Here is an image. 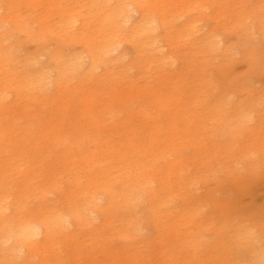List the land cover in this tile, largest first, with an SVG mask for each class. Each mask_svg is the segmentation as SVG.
<instances>
[{
    "label": "rangeland",
    "instance_id": "obj_1",
    "mask_svg": "<svg viewBox=\"0 0 264 264\" xmlns=\"http://www.w3.org/2000/svg\"><path fill=\"white\" fill-rule=\"evenodd\" d=\"M15 1L12 14L5 12L4 8L0 10V49L16 58V63L12 59L6 67L18 69L21 75L28 77H34L42 66L50 69L48 57L38 54L42 44L68 55L85 51L82 38L88 30L80 31V23L70 25L66 31L64 27L61 33H48L45 42L31 40L25 31L16 27V23L21 22L38 32L43 15L49 10L56 12L51 7L61 0ZM207 1L211 0H189L187 9L193 11L191 17L195 18L191 33L178 37L182 34L176 31V49L182 53L185 62L182 74H178L182 64L179 59L176 64L165 67L152 64L138 68L131 65V69L124 70L123 63L130 61L136 53V46L126 40L123 27L136 22L140 13L133 10L132 5L123 6L126 7L124 10L117 9L120 30L108 26L97 28V33L103 35L98 38L111 48L107 56L109 60H115L123 53L121 60L109 63L115 67V72L103 74L104 68L98 67L95 78L76 76L69 80V101L65 108L62 107L65 96L58 86L49 84L22 101L14 111L0 115L3 160L12 156L15 164L27 159L30 163L37 157L53 154L60 156L62 165L69 163L73 171L87 181V163L93 158H102L98 170L115 180H123V184L140 170L151 176L155 171L152 168L157 167L150 182L137 188L141 199L133 212L129 209L123 212V221H131L142 239L155 240L157 236L148 198L158 193L166 203L162 207V229L171 228L167 239L175 240L173 248L176 252L182 248L177 232L186 231L213 241L220 232L243 235L238 232L240 230L253 235L254 243L264 244V0H215V5H206ZM83 2L88 3V0ZM113 2L101 0L99 5L108 8ZM161 4L170 7L179 23L187 20L190 14L181 13L182 9L177 6L182 0H161ZM0 5L6 7L5 0H0ZM87 5L92 18L97 16L96 20H99L101 16L97 7ZM83 13L88 12L83 10ZM180 13L183 16H179ZM53 17L51 23L59 27L61 16L55 14ZM163 34L165 31L157 28L142 40L156 37L165 44ZM206 42L212 43L213 50L205 46ZM165 48H168L167 43ZM202 69L207 82L203 91L199 94L190 83L187 85L189 95L184 109L187 115L191 114L190 122L195 123L190 134L184 135L179 129L169 134L164 132L162 135L167 139L156 145L159 148L147 146L145 151H137L132 141L144 140L143 129L151 123L140 108L148 106L149 113L168 126L177 123L179 117L173 113L177 112L179 104L174 101L161 108L149 95L113 101V92L134 80L139 87L160 85L167 96L174 94L176 98L182 80L190 81ZM79 72L85 73L86 67ZM161 80L164 81L161 83ZM91 90L96 102L83 117L81 97ZM198 112L201 119L196 118ZM169 113L174 117L170 118ZM91 118H97L99 125L93 126ZM55 122L59 123L60 130L52 128ZM13 135L16 137L14 141L11 140ZM59 138L64 140L59 141ZM161 149H166V153L160 152ZM24 150L27 153H23ZM179 156L186 157L185 163L170 170L167 163ZM17 174L15 172L12 176ZM113 220L111 227L102 226L99 217L92 230L75 234L58 232L46 250L41 247L20 253L16 249L12 256L7 250L11 248V242H1L0 264H72L74 260L80 264H131L126 256L130 250L118 234L122 216L117 215ZM237 247L235 242L230 243L229 263L251 264L253 250ZM78 249L82 252L77 260ZM136 249L140 252L146 246L140 242ZM150 252L155 254L157 248L152 247ZM190 253L192 249L181 251L180 264H214L210 253L196 257ZM153 256H147L146 261L150 264L158 262L159 259H152Z\"/></svg>",
    "mask_w": 264,
    "mask_h": 264
},
{
    "label": "bare ground",
    "instance_id": "obj_2",
    "mask_svg": "<svg viewBox=\"0 0 264 264\" xmlns=\"http://www.w3.org/2000/svg\"><path fill=\"white\" fill-rule=\"evenodd\" d=\"M104 1L106 3V0ZM110 1L115 3L113 2L108 8H104L99 5L101 0H88L90 6L97 7V13L101 16L99 20H96L97 16L92 18L91 9L88 10L87 2H83V0H61L57 1V5L51 7L56 12L49 10L43 15L38 32L32 31L24 23H16V27L25 31L31 40L43 42H45V35L48 33H61L64 27L66 31L70 25L80 23V31L88 30V33L82 38L86 49L83 53L68 55L59 50H51L47 45L42 44L38 49V54L46 55L48 57L47 63H50L51 67L50 69H44V66H42L41 71L34 77L21 75L18 69L6 67L5 65H9L12 59L16 63V58L10 52L0 49V115H7L5 114L6 111H14L22 105V101L33 97L38 90H44L43 87L49 84L58 86V89L63 93L65 98L62 107L65 108L69 101L67 97L69 92L67 83L69 80L76 76L95 78L98 67L104 68L103 74L114 73L115 67H111L109 63L121 60L123 53L119 54L115 60H109L107 56L111 48L106 47L102 43V39L98 38L103 35L97 33V28L108 26L112 27V30H120L118 19H116V11L119 8L124 10L126 7L123 6L129 7L132 5V9L140 13V18L129 27L121 26L126 32V40L132 41L136 46V53L130 58L129 62L123 63V69L129 70L132 68L131 65L138 68L152 64L165 67L169 64H176L179 59L182 64L178 74L185 71L184 57L176 49L177 36L175 34L178 31L182 34L178 37H183L191 33L195 18L191 17L193 11L187 9L189 0H182V4L177 5L182 9L181 13H190L188 18L186 17L187 20L181 23L175 20L177 17H174L175 13L170 10L169 6L163 7L161 0ZM172 1L174 2V0ZM15 2V0H5L6 7L0 5V10L4 8L5 12L12 14ZM207 4L215 5L216 1H207ZM83 10L88 13L84 14ZM102 10H104V13L101 12ZM181 13L179 16H183ZM55 14L61 16L58 21L59 27L51 23ZM157 28L165 31L162 39L166 41L168 48H165L166 43H162L156 37H151L147 41L142 40L143 36L148 35V33V36H150ZM94 29H97V31H93ZM183 31H186V33ZM205 46L213 50L211 42H206ZM147 53L149 55L146 58ZM82 67H86L85 73L79 72ZM203 72V69L196 72L190 81H185L186 78L182 80V87L178 89L176 98L174 94L167 96L160 85L146 84L139 87L136 85L138 82L134 80L129 81L127 86L113 92V101L116 99L126 101L139 98L142 95H149L153 102L160 104L161 108H165L174 101L179 104L177 112L173 113L179 119L177 123L168 126L159 121L156 116H152L148 111V106L140 108V111L150 118L151 123L146 124L143 129L144 140L132 141L137 151L143 152L147 146L160 145L162 141L167 139L162 135L164 132L169 134L174 132L175 129H179L184 135L190 134V129L195 123L190 122L191 114L187 115V111L184 109L186 98L189 95L187 85L190 83L193 89L200 94L207 83L202 75ZM163 81L161 80V83ZM81 101L83 103L81 113L84 117L92 103L96 102L95 93L91 90V93L81 97ZM173 114L169 113L168 116L173 118ZM197 114L196 118L201 119V113L198 112ZM90 121L93 122V126L99 125L97 118H91ZM197 126L199 127L198 124ZM52 128L60 130L59 123L52 124ZM134 130L137 129L134 128ZM51 131L53 132V130ZM136 134L139 133L136 132ZM14 136L11 137L13 141L16 138ZM182 137V139H186L185 136ZM63 140L59 138V141ZM2 149L0 148V238L2 239L0 243L11 242V248L7 250L11 252L12 256L15 255L14 250L16 251V249L20 253L26 250L36 251L41 247L45 250L48 249V243L53 240L58 232L68 231L67 233L73 232L72 234H75V232L81 230H92L96 228V220L99 217L102 219V226L108 225L111 227L114 221L113 217L118 215L122 216V225L118 234L130 250V253H126V256L128 260H131V264H150L146 261V257L152 255H154L152 259H159L155 264H180L182 262L181 251L186 248L192 249L190 254H194V257L199 254L210 253L211 258H214V264H230L227 254L231 251V242H235V246H240V249L250 248L253 250L251 264H264V244L254 243L253 239L255 237L253 235L240 230L238 232L243 235L220 232L213 241L203 239L193 231L177 232V238L182 248L177 252L174 251L173 243L175 240L167 239L171 228L167 231L162 229L161 219L164 216L162 207L166 203L165 199L158 197V193L152 194L148 198V209L152 212V221L156 227L157 236L155 240L153 238L149 240L142 239L138 233V228L132 227L131 221H123V212L127 209L133 212L135 204L141 199L138 194L140 191L137 188L150 182L154 174L157 173V167L152 168V170L155 169L153 175H146L145 170H140L131 177L129 182L123 184V180H115L113 177H109L108 173L98 170L102 158H93L87 163L86 170L89 172L88 175L91 176L87 175L88 179L84 181L82 176L73 171L74 168L70 167L69 163L61 164L60 156L48 154L35 158V162L30 161L29 163L27 159L22 163L15 164L12 156L3 160ZM160 152L165 154L166 149H161ZM23 153H27V150H24ZM185 160L186 157L184 156L173 158L170 163H167L168 168L171 170L176 166H181L185 163ZM35 170H37L36 174H34ZM15 172H18L17 176H12ZM67 182H70L71 186ZM65 183L67 184L65 185ZM160 183L162 184L163 181ZM51 195H55V197H51ZM184 214L191 215L187 212ZM140 242H143L146 249L139 252L136 247ZM152 247L157 248L155 254L150 252ZM81 252V249L77 250L79 255L76 254L77 260L80 259ZM187 253L189 252L187 251ZM190 254L188 255L190 256ZM72 264H80V262L77 263L74 260Z\"/></svg>",
    "mask_w": 264,
    "mask_h": 264
}]
</instances>
